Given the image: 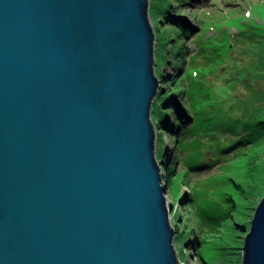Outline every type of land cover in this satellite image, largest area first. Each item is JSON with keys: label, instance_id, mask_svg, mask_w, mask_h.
I'll return each instance as SVG.
<instances>
[{"label": "water", "instance_id": "water-1", "mask_svg": "<svg viewBox=\"0 0 264 264\" xmlns=\"http://www.w3.org/2000/svg\"><path fill=\"white\" fill-rule=\"evenodd\" d=\"M147 0H0V264H180L150 121ZM242 264H264V197Z\"/></svg>", "mask_w": 264, "mask_h": 264}, {"label": "rangeland", "instance_id": "rangeland-1", "mask_svg": "<svg viewBox=\"0 0 264 264\" xmlns=\"http://www.w3.org/2000/svg\"><path fill=\"white\" fill-rule=\"evenodd\" d=\"M147 3L149 23L156 35L154 75L159 78L158 94L173 95L179 87L177 83H181V86L187 84V93L195 95L196 108L216 105L220 110L242 115L249 107L256 108L253 105L264 106V0H147ZM182 25L189 28L187 32L181 29ZM171 37L175 39L168 40ZM178 45L182 46L180 52H177ZM160 71H163L161 75L169 76L159 77ZM170 79L174 85L168 84ZM156 98L152 102L150 121L157 133L155 158L166 186V207L175 231L173 247L177 261L207 264L201 263L195 252L200 248L198 245L214 240L224 244L225 250L231 253L218 263L212 258L210 264H242L244 237L254 208L264 197V142L247 149L244 156L233 154L209 168L183 171L175 144L176 132L161 125L159 109L153 110ZM175 100L188 115L181 125L188 126L191 117L184 92ZM166 106L160 109L164 113L168 110ZM172 114L174 121L176 117ZM230 178L241 180L246 189L234 190L227 183ZM194 190L201 204H211L214 198L224 203V193L231 191L237 198L236 203L218 215L210 230H198V236L195 233L198 222L189 204ZM229 209L241 226L232 224L227 214Z\"/></svg>", "mask_w": 264, "mask_h": 264}, {"label": "trees", "instance_id": "trees-1", "mask_svg": "<svg viewBox=\"0 0 264 264\" xmlns=\"http://www.w3.org/2000/svg\"><path fill=\"white\" fill-rule=\"evenodd\" d=\"M170 15L171 14L168 16ZM181 29L184 32H187L189 28L182 25ZM174 39L175 37H171L168 40ZM183 39L184 38H182V40ZM181 48L182 46H179L177 52ZM183 48L187 51V48L184 45ZM191 58L192 60H195L196 56ZM161 72L163 71L158 73L159 77L166 78L169 76L168 74L165 75L163 73L161 75ZM181 80L182 79H180L179 82H181ZM168 84L174 85V80L170 79ZM177 84H179V87H177V91L174 92L173 95L164 92H159L158 94L157 92V98L156 101H154L153 110L156 111V109H159L160 114L158 121L161 122V125L176 132L175 144L180 154L183 171H199L209 168L218 160H224L233 154L234 156L238 154L244 156L247 154V149L264 142L263 105H253L256 108L249 107L250 109L246 110L242 115L239 113L234 114V111L220 110L216 105L207 108H196V106H194L195 95L193 96L191 93H187V84H184L183 86H181V83ZM182 91L186 96L188 112L191 117V122L188 126L181 125L188 119V115L183 110L179 101L175 100V97L182 93ZM167 104L168 106L166 107L168 110L166 109L167 114H165L166 112L164 113L160 109ZM172 113H174L176 117L174 118V121L171 119L173 115ZM155 123L157 124V121H155ZM188 137L192 138L189 139ZM257 166L262 167L260 164H257ZM227 183L230 186H233L234 190H236L235 188L237 187H240V190L243 188L246 189L242 181L239 179L230 178ZM250 185H252V183H249V186ZM224 194H226L224 197V203H221L219 199L214 198L211 204H201L198 201V197L196 198V190L192 192L191 196L193 197V201L192 203L189 202V204H191L192 207L193 217H195L198 222V226L195 228L197 236L198 230L201 229L203 232L205 230H210V225L214 223L218 218V215H221L224 209L230 204L237 202V198L232 191ZM218 202L220 203L219 207L217 206ZM227 214L231 217L233 225L241 226L237 220L235 221V219L232 218V209H229V213ZM228 219L226 221L227 223ZM194 241L195 240L193 239L192 242L194 243ZM198 247L200 248L195 252V257L201 263L204 261L205 263L210 264L212 258L218 263V260H224V255L231 253L225 250L227 247H225L224 244L215 243L214 240H206L204 245H198Z\"/></svg>", "mask_w": 264, "mask_h": 264}]
</instances>
